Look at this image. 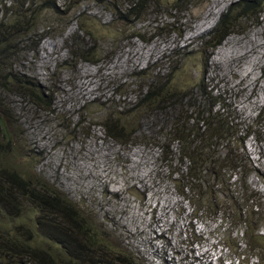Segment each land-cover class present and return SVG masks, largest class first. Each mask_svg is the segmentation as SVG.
Returning a JSON list of instances; mask_svg holds the SVG:
<instances>
[{
	"label": "rangeland",
	"instance_id": "374dc122",
	"mask_svg": "<svg viewBox=\"0 0 264 264\" xmlns=\"http://www.w3.org/2000/svg\"><path fill=\"white\" fill-rule=\"evenodd\" d=\"M236 1L188 0L184 8H174L173 0H147L148 6L131 23L114 16L115 5L118 10L128 7L122 0H54L57 12L43 7L50 0L0 4V20L10 7L25 18L26 32L5 52L10 70L33 78L37 91L45 87L49 102L42 108L14 91L0 92L9 103L10 119L22 132L1 157L8 168L34 173L47 191L65 197L97 245L106 242L113 251L124 252L93 250V264L239 262L233 249L218 239L227 226L220 230L204 216L188 222L190 203L168 176L164 158L171 152L170 163L176 167L177 149L168 131L178 111L186 108L187 96L133 119L136 129L130 137L120 131L113 137L106 129L110 125L114 131L116 123L129 129L130 118H117L118 111L136 104L149 80H158L154 89L166 79L168 90L174 89V82L188 89L205 66L204 82L213 93L216 88L223 92L230 116L214 152L225 153L226 145L240 149L250 164L248 184L264 200V118L258 119L264 109V6L255 22H241L243 31L199 49L218 16ZM144 70L148 80L139 75ZM253 124L260 134L246 130ZM6 187L7 204L19 203V209L10 207L18 215L16 225L42 220L35 203L24 201L14 186ZM53 223L63 227L57 217ZM190 227L206 241L194 243ZM229 230L237 236L236 230ZM44 232L35 233L42 245ZM79 236L84 244L86 238ZM251 260L264 264L259 255Z\"/></svg>",
	"mask_w": 264,
	"mask_h": 264
},
{
	"label": "trees",
	"instance_id": "16d2710c",
	"mask_svg": "<svg viewBox=\"0 0 264 264\" xmlns=\"http://www.w3.org/2000/svg\"><path fill=\"white\" fill-rule=\"evenodd\" d=\"M3 1L0 0V4ZM12 1L16 3L18 0ZM50 1L43 3V7H50L57 12L54 0ZM122 1L128 2L127 8L118 10L120 6L116 5L113 8L114 16L119 18V22L125 20L131 23L130 19L138 17L148 6L145 4L147 0ZM187 2L188 0H173L172 7L184 8ZM263 6L264 0H238L230 4L226 11L221 13L206 39H201L199 49L213 47L223 36L243 31L241 22L243 20L255 22L257 13ZM6 11H9V14H5L0 20V92L14 91L20 96L28 97L36 106L45 108L49 106L44 95L46 88L39 86L41 90L37 91V84L33 78H26L10 70L5 52L26 32V28L25 18H20L21 12L15 11L12 7ZM70 52H73L72 49ZM79 56L86 58L85 55ZM204 67H201L188 89L174 82V89L168 90L166 84L169 82L168 79L160 81L159 88L154 89L158 80H149L145 93L142 94L141 89L139 90L138 102L130 109L118 111L117 118H130L129 129L118 123L114 124V131L110 125L106 129L113 137L117 136V131L130 137L136 129L133 127L135 124L133 119L139 120L144 112L160 109L163 103L172 102L171 99L181 101L187 96L186 108L178 111L175 116L177 119L168 131L171 134L168 136L169 139H174V143L177 144L174 153L176 167L170 163L171 152L167 153L164 160L166 168L170 171L168 176L173 178L178 194L190 203L188 222L204 216L218 224L220 230L224 225L227 226L220 231L222 236L218 239H222L230 249H233L230 252L237 260L241 264H263L253 262L251 258L253 256L257 258L258 255L264 258V233L260 232V226L264 221V200L259 192L248 184L250 164L240 149L226 145L225 153L214 152L227 133L224 127L229 124L230 116L227 114L229 110L227 112L228 105L224 102L223 92L219 93L216 88L214 90L216 93H213L212 87L204 82L202 77ZM139 75L146 77L147 80L150 78L145 70ZM12 86L15 90H12ZM206 88L214 96L207 93ZM3 93L0 94V264H93L97 260L93 250H103L106 255L110 254L113 251L112 245L106 242L96 244L95 236L91 235L88 228H84V222L77 209L65 197L61 198L56 196V192L47 191L42 183H38L34 173L6 166L3 161L5 158L1 156L11 148V144L16 143L17 136L22 135V132L10 119L11 114L7 112L10 110L9 103L3 97ZM262 118L264 109L258 119ZM255 126L253 124L250 128L246 127V130L260 134L261 129H256ZM238 143H241V138ZM34 180L36 182L32 183ZM7 184L14 186L24 201L38 206L43 221L36 217L32 223L27 220L18 225L14 223L18 215L13 214L10 207L15 206L19 209V203L14 200L13 205L7 204L10 201V192L6 191ZM201 188L206 190L204 194ZM56 217L62 221L63 227L53 223ZM36 227L41 232L45 230L44 245L36 241L35 233L39 232ZM229 229L236 230L237 236ZM190 232L194 243L206 241L202 234L196 233V229L194 232L190 227ZM79 235L86 238L84 244ZM113 252L124 253L118 248ZM119 258L123 256L119 255ZM118 261L124 262V259Z\"/></svg>",
	"mask_w": 264,
	"mask_h": 264
},
{
	"label": "clouds",
	"instance_id": "9594fccd",
	"mask_svg": "<svg viewBox=\"0 0 264 264\" xmlns=\"http://www.w3.org/2000/svg\"><path fill=\"white\" fill-rule=\"evenodd\" d=\"M232 3H234V2H232ZM232 3H231V4H232ZM229 5H230V4H229ZM229 5H228V6H229ZM228 6H227V8H228ZM227 8H226V9H227ZM226 9H225L223 12H225ZM223 12H222V13H223ZM220 15H221V14H220ZM220 15L218 16V18L220 17ZM217 20H218V19H217ZM216 22H217V21H216ZM216 22H215V24H216ZM214 26H215V25H214ZM214 26H213V27H214ZM212 29H213V28H212ZM212 29H211V30H212Z\"/></svg>",
	"mask_w": 264,
	"mask_h": 264
}]
</instances>
